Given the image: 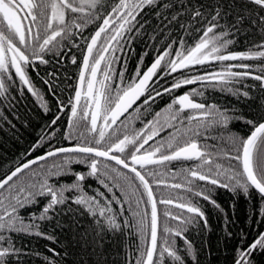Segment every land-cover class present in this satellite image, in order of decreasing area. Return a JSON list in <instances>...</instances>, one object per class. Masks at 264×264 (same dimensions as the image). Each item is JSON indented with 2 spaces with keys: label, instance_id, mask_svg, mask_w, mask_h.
I'll use <instances>...</instances> for the list:
<instances>
[{
  "label": "snow or ice",
  "instance_id": "6c2138e0",
  "mask_svg": "<svg viewBox=\"0 0 264 264\" xmlns=\"http://www.w3.org/2000/svg\"><path fill=\"white\" fill-rule=\"evenodd\" d=\"M89 26L94 31L86 36ZM253 29L261 37L258 43L244 51L229 50L237 35ZM78 36L83 47L76 42ZM136 41L145 50L135 71L128 73L127 54L134 51ZM72 48L80 50L81 63L74 95L67 103L57 92V72H48L44 79L58 110L70 113L67 133H61L70 143L53 145L41 137L31 151L45 143L47 151L0 178V264H25V257L39 256L18 247L15 237L58 243L42 225L55 220L60 226V214L81 209L93 218L91 233L80 239H90L95 264H107L102 243L106 233L120 238L124 250L120 264H187L188 260L198 264L185 233L200 221L207 226L205 212L194 198L219 207L212 199L217 188L242 194L249 202L254 193L260 201L256 223H264V103L258 118L245 119L235 115V109L197 102L193 97L204 93L192 89L149 113L157 98L198 82L237 100H250L249 90L257 86L247 81L255 80L258 98L264 101V0H0V125L15 127L8 117L15 116L25 89L49 111L28 70L53 61L59 65ZM153 52L152 62L142 71L144 58ZM70 60L77 64L75 55ZM215 63L219 70L173 77L181 70ZM142 108L152 119L139 129L131 127L133 120L142 119ZM59 119L56 116L49 125L52 136ZM234 120H244L249 134L233 133L229 125ZM212 130H219L216 136ZM161 133L167 138L156 140ZM173 161L191 164L170 173L167 166ZM167 176L173 181L179 176L180 182L168 183ZM87 180L94 182L88 189L98 185L92 194L85 188ZM160 186L183 190L185 195L158 197L155 188ZM42 200L46 203L39 213L33 212ZM246 240L242 234L233 264H264V232L245 245ZM48 251L51 255L44 257V264H62L68 255L61 256L54 248Z\"/></svg>",
  "mask_w": 264,
  "mask_h": 264
},
{
  "label": "trees",
  "instance_id": "16d2710c",
  "mask_svg": "<svg viewBox=\"0 0 264 264\" xmlns=\"http://www.w3.org/2000/svg\"><path fill=\"white\" fill-rule=\"evenodd\" d=\"M93 31L94 29L87 32L86 36ZM254 32L255 30L253 29L247 35H237L235 37V44L230 46L229 50L244 51L247 50L253 42L258 43L261 37L255 35ZM76 42L79 43L81 47L84 46V41L81 38L76 39ZM144 50V44L136 41L134 44V51L127 54V67H136ZM123 54L122 57L125 56V53ZM73 55L77 58V64H71L66 67L67 69L65 68V65H62V70H59L57 67L55 68V65H52L51 68L46 71L39 69V75L34 74L32 71L31 74H29L36 89L44 96L49 111L45 112L44 109L40 107L36 98L25 89L24 95L20 97L16 104L15 116L9 114L8 117L15 127L10 128L7 124L0 125V178L3 177L4 173L8 172L9 169L14 168L17 164L23 163L28 159L34 158L47 151V143L37 151H31L33 146L41 141V137H45L46 141H50L53 145L59 144L63 146L70 143L69 141H64L61 137V133H67V120L70 113L68 110L65 112H60L58 110L57 100L51 95L48 87L44 84V79L47 78L48 72H57L59 77L57 82L60 85L57 92L59 93L60 98L67 103L69 96L74 95L73 88L77 84L80 70L78 65L81 63L80 50L78 49ZM154 55L155 53L153 52L151 55L144 58L145 68L150 62H152ZM246 63L257 64L260 62L246 61ZM214 65L215 70H219V64L215 63ZM196 68H199V70H196V74H202L207 71L204 69L205 66H196ZM41 73L43 81L42 79H39ZM128 73H132V71L128 70ZM180 74L181 73H174L173 77L177 79L182 78ZM126 75L128 74L126 73ZM168 82L169 84L173 82L172 77H168ZM247 83L249 85L257 86L256 88L249 90L252 97L250 100L244 98L237 100L235 96L222 93L218 89L214 90L211 87L204 88L200 83H196V86L182 87L181 89L175 90L171 96L166 94L162 98H157L156 102L152 105V108L149 109V113L154 114L156 111L162 110L180 93L188 92L192 89H199L203 91V96H196L193 98L206 105L215 104L221 108L227 107L235 109V115H242L245 119L258 118L260 104L264 103V101H261L258 98L261 96V93L258 90L259 82L249 79ZM138 104H140V102ZM129 113H132L133 116L136 115L133 110ZM16 116H18V118H15ZM56 116H60V119L57 121L56 125L53 126L56 129V135L52 136L49 125ZM127 116L128 114L125 117ZM141 116L142 119L133 120L130 126L139 129L143 127V121L152 119L151 115L144 113L143 108L141 109ZM125 117L121 120H125ZM229 128L233 133H239L240 135H247L250 131V126L246 125L244 120H234L229 125ZM217 131L219 130H212L210 134L216 136ZM161 138L166 139L167 133H161V136L157 137L156 140H160ZM152 143L153 141H151L150 144ZM209 143H212V141H209ZM29 153L31 154L29 155ZM190 164L191 162H183V164H181L180 162L173 161L167 166V170L170 173H177L181 167H187ZM74 167L77 171H85L82 166ZM71 179V177L68 178L69 181ZM164 179H166L168 183L180 182L179 176L176 177L175 181L172 180L171 176L164 177ZM84 183L89 194H92L95 191V187H98V185H94L92 189L87 188L88 184L94 183L92 180H87ZM155 193L158 197L161 195H171L172 197L185 195L183 190L164 188L163 186L155 188ZM212 199L216 201V204L219 205V207H216L201 198H194V201L198 200L200 207L205 212L207 226H204L203 221H200V224L191 228L185 233V236L193 244L196 250L198 264H233L236 249L241 243L242 234L247 236V240L244 242L246 245L247 243H250L258 233L264 232V223L257 224L256 221L258 217L254 215L260 206V201L254 193L252 201L249 202L242 194L236 195L223 188L215 189L212 193ZM44 203H46V201L42 200L39 206L34 207L31 210L39 213ZM73 207L76 206L73 205ZM159 207L161 212L165 210L163 205H160ZM169 208L173 212L178 211L173 206H169ZM126 218H130V213H126ZM58 219L61 222L60 226H57L55 220L45 222L42 225L45 231L56 237L58 243H53L50 240L32 236L15 237L18 247H23L26 251L40 253L39 256L32 255L30 257H25V264H44V257L51 255L48 251L47 245L61 253V256L67 252L68 255L64 258L62 264H95L97 258L94 255H91L92 248L89 246L90 239H80L85 233H91L94 224L93 218L81 209L75 214H60ZM161 220L163 222V217H161ZM169 223L174 225L176 222L169 221ZM119 239V237L113 238L111 234L106 233V240L102 243L105 251L104 259H106L107 264H113V261H115V264H120L123 259L124 250H122L119 244ZM134 239V235L129 237V243ZM177 244L180 247H183V241L179 238H177ZM117 253H119V255H117ZM187 264H193V262L188 260Z\"/></svg>",
  "mask_w": 264,
  "mask_h": 264
},
{
  "label": "flooded vegetation",
  "instance_id": "af4514ba",
  "mask_svg": "<svg viewBox=\"0 0 264 264\" xmlns=\"http://www.w3.org/2000/svg\"><path fill=\"white\" fill-rule=\"evenodd\" d=\"M109 2L111 3V2H115V0H109ZM94 29V26H89V28L88 29H86L85 30V35L87 34V32H89V31H91V30H93ZM80 37L78 36L77 37V39H79ZM77 50L78 49H76V48H72V51L69 53V55L67 56V57H65V59L63 60V62L61 63V64H59V65H56L55 64V61H53V63H51V64H48V65H42V64H37V67L35 68V70H33L32 68H29V74H31V71L34 73V74H37V75H39V69H41V70H43V71H46V70H48V69H50L51 68V66L52 65H55V68L57 67V69H59V70H62V65H65V68L66 67H68L69 65H71L72 63H71V60H70V57H71V55H73L75 52H77ZM118 55H124L123 53H118ZM151 63V62H150ZM150 63L147 65V66H149L150 65ZM115 67H116V69H117V71H119L120 70V68H121V65L118 63V64H116L115 65ZM67 69V68H66ZM135 69H136V67H134V68H130V67H128V70L129 71H132V73L135 71ZM204 69H206L207 71H205V72H210V71H214L215 70V65H209V66H205V68ZM143 70H146V68L145 69H143ZM142 70V71H143ZM196 70H199V68H196V66H193V68L191 69V70H181L180 72H177V73H181L180 74V76L182 77V74H183V76H194V75H202V74H204V73H202V74H196ZM39 72V73H38ZM126 77H127V75H126ZM39 79H42V81H43V76H42V73H41V75L39 76ZM199 83V82H198ZM189 86H196V84H193V85H186V86H184V87H189ZM183 93H186V92H183ZM183 93H180V94H178V95H181V94H183ZM177 95V96H178ZM142 99V98H141ZM193 99H195V98H193ZM197 102H201V101H199V100H197V99H195ZM139 103V101L137 102V104ZM136 105H134L133 107H135ZM132 109H130L129 110V112L131 111ZM128 114V113H127ZM126 114V115H127ZM125 115V116H126ZM125 116H123L122 118H124ZM121 118V119H122ZM119 122V121H118ZM151 143V141L149 142V144ZM145 147H148V145H145ZM114 163V162H113ZM47 248L49 249V248H51L50 246H48L47 245Z\"/></svg>",
  "mask_w": 264,
  "mask_h": 264
},
{
  "label": "water",
  "instance_id": "95a60500",
  "mask_svg": "<svg viewBox=\"0 0 264 264\" xmlns=\"http://www.w3.org/2000/svg\"><path fill=\"white\" fill-rule=\"evenodd\" d=\"M183 94H184V93H183ZM129 110H130V109H129ZM126 114H127V113H126ZM126 114H125V115H126ZM122 117H123V116H122ZM122 117H121V118H122ZM25 162H26V161H25Z\"/></svg>",
  "mask_w": 264,
  "mask_h": 264
}]
</instances>
